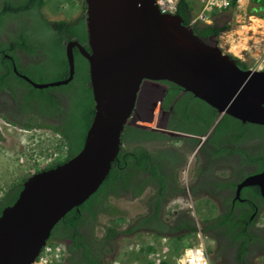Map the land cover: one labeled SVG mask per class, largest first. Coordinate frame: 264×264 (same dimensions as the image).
<instances>
[{
  "label": "water",
  "instance_id": "95a60500",
  "mask_svg": "<svg viewBox=\"0 0 264 264\" xmlns=\"http://www.w3.org/2000/svg\"><path fill=\"white\" fill-rule=\"evenodd\" d=\"M157 1L83 0L89 51L70 41L68 77L29 81L39 89L68 83L75 46L87 60L94 113L79 152L27 176L16 200L0 212V264H33L54 225L96 191L120 150L142 84L172 82L219 117L264 125V68L239 67L219 36L200 37Z\"/></svg>",
  "mask_w": 264,
  "mask_h": 264
},
{
  "label": "flooded vegetation",
  "instance_id": "af4514ba",
  "mask_svg": "<svg viewBox=\"0 0 264 264\" xmlns=\"http://www.w3.org/2000/svg\"><path fill=\"white\" fill-rule=\"evenodd\" d=\"M9 1L10 5L7 0H0V42L5 43L25 35L28 42L39 45L51 36L45 23L71 21L84 13L83 9L74 18L53 19L44 12L46 0H43L44 4L39 9L35 7L34 0ZM11 5H23L27 9L18 12L10 9L6 15L5 10ZM221 15L225 17L226 12H219L218 17ZM70 41L76 40L65 42L64 52ZM80 46L85 49L84 45ZM73 49L80 54L74 46L71 47L72 55ZM237 59L245 62L244 59ZM49 65L56 64L40 46L31 51H25L19 46L0 48V127L4 125L26 132L56 134L47 125L58 126L61 123L69 106V96L74 93L75 88L67 92L49 91L47 94L53 95L59 103V107L49 108L47 103L31 91L30 86L34 87L29 81H34L19 70L33 73L39 66L47 68ZM151 83L153 84L148 85L159 89L160 96L163 90L154 123L143 124L139 121L140 113H133L131 123L127 125L168 135L169 138L163 140L161 146L188 148L184 151L185 160L177 175L178 184L184 192L171 198L164 209L166 212L172 200L181 198L187 202V207L181 209L186 217L181 219L176 214V209L171 210L169 218L164 217L163 209L159 206L158 219L152 222L158 227L166 228L172 237L178 234H200L205 237L208 242L204 250L213 264H264V130L260 128L264 125L238 119L240 124L230 122L215 132V126L223 116H215L207 127L210 116L201 115L192 106H188L189 109L182 104L174 107L176 99L186 91L181 89L168 103V84L164 81ZM41 122L47 125H39ZM238 134L246 138L237 141L234 137ZM171 158L174 159L175 156L171 155ZM181 169L185 176L180 179ZM260 174L263 177L258 178ZM167 179L166 183L171 191L172 177ZM148 194L149 189H146L140 197L149 198ZM201 196L209 203V210L205 209L207 212H201L202 209L197 212V202ZM147 206L153 210L156 200L150 201ZM191 221L196 227L195 232L190 231Z\"/></svg>",
  "mask_w": 264,
  "mask_h": 264
},
{
  "label": "trees",
  "instance_id": "16d2710c",
  "mask_svg": "<svg viewBox=\"0 0 264 264\" xmlns=\"http://www.w3.org/2000/svg\"><path fill=\"white\" fill-rule=\"evenodd\" d=\"M7 2L10 5V1L7 0ZM34 2L35 7L38 9L44 4L43 0H34ZM192 2L193 0H178L177 2L175 12L180 15L184 24H189L197 14L194 8L195 3L192 4ZM82 4V9H84L83 0ZM8 7L5 10L6 15L9 14L10 9L16 12L27 9L23 5ZM227 10L229 9H223L222 11L227 13ZM247 12L264 20V0H249ZM218 13L216 11L210 13L212 21L208 24L199 20L193 21L191 23L193 31L202 38H208L211 35L219 36L228 30L229 23L226 19L221 24L215 19ZM45 25L51 32V36L39 45L28 42L25 35H22L19 39L10 40L8 43L0 42V48L8 49L19 46L25 51H31L40 46L50 54L56 64L55 66L49 65L47 68L39 66L33 73L26 72L18 67L19 70L25 72L37 83L47 82L43 78L48 75L52 76L49 81L62 80L68 76V64L64 52L65 42L76 40L89 51L84 13L81 17L71 21L60 20L51 24L45 23ZM73 51V74L68 83L42 89L30 86L31 91L36 93L37 97L43 100L45 104L47 103L49 108L59 107L57 99L53 95L47 94L49 91L67 92L75 88L74 93L69 96V106L61 123L58 126L47 125L42 122V124H39L52 127L53 131L59 136L63 146V157L57 158L53 163L35 172L54 167L77 154L82 148L86 131L92 120L94 103L89 85L87 60L75 49ZM230 57L236 60L239 67L248 68L245 62L232 55ZM164 82L168 84L166 98L167 102L170 103L182 88L172 82ZM144 95L145 90L140 87L137 100L146 101ZM159 95L160 90L158 89L155 97H152L156 100V102H152L153 105L157 103ZM153 99L152 101H154ZM178 104L186 107L192 106L201 115L210 116L206 123L207 127L217 116L214 108L196 98L190 92L182 94L173 105L176 107ZM144 115H147V113H144ZM142 116L143 114L140 113V120H137L142 122ZM198 120H200V116H198ZM230 122L241 123L232 116L223 115L214 131H218ZM260 128L264 130V127L261 126ZM258 134L260 133L258 132ZM167 138H169L168 135L160 132L148 131L131 125L124 126L120 136V150L111 162L110 169L102 183L86 200L70 209L50 232L47 243L59 242L64 246V256L61 264H107V258L114 251L116 240L122 235L129 236L138 232H148L160 237L173 236L168 234L169 231L166 228L156 226L152 220L158 219L159 206L163 209V216L166 217L164 209L168 201L184 192L178 184L177 175L185 160L184 151L188 148L186 146H178V148L161 146L160 143ZM245 138L242 134L234 137L237 141ZM171 155H174L175 158L172 159ZM169 176L172 177L174 182H170L171 191H169L170 188L166 183ZM26 178L22 177L20 180L13 181L2 191L0 195V212L16 200ZM146 189H149V198L141 200L144 211L129 218L125 225L121 226L119 222L125 221V212L116 202L121 199L130 201L140 198ZM147 200H149L148 203L156 200V206L153 210L147 206ZM176 212L177 215L182 217L181 219L186 217L183 210L176 209ZM101 217H108L109 223L100 224ZM191 224L190 231L195 232L196 227L193 221H191ZM183 236L185 234H178L175 235V238L180 239ZM158 264L172 263L168 260H161Z\"/></svg>",
  "mask_w": 264,
  "mask_h": 264
},
{
  "label": "rangeland",
  "instance_id": "374dc122",
  "mask_svg": "<svg viewBox=\"0 0 264 264\" xmlns=\"http://www.w3.org/2000/svg\"><path fill=\"white\" fill-rule=\"evenodd\" d=\"M194 3V8L198 13L201 10L199 0H193L192 4ZM82 6V0H46L44 12H46V14L48 13L47 15L53 19H71L81 13L83 10ZM245 9H229L225 17H223L224 14L221 15L220 18L215 16L218 22L223 23L226 19L227 23H229V29L219 35L218 43L224 51L228 53L231 52L229 54L236 58L241 55L242 50L236 54L232 53L229 48L230 39H233L235 42L240 39L241 43H245L242 45V48L245 46V48L248 49L251 43L254 42L256 44L259 42L260 48H264V39H260V34L259 36L254 34L253 37L249 39L248 31L242 30V27L244 25L246 26L248 23V13ZM217 12L225 11L220 10ZM241 57L245 60L249 68L255 65V61L247 51H243V56ZM51 78L52 76L48 75L43 79L48 82ZM142 87L145 90L144 98L146 101L137 100L134 113L139 114L142 112L143 124H153L157 114L160 95L157 103L153 105L156 100L152 97H155V93L158 89L148 84H142L141 88ZM152 99L154 101H152ZM144 113H147V115H144ZM62 157L63 146L58 135L42 131L38 133L26 132L2 125L0 127V195L13 181L20 180L22 177H27L36 170L48 166L57 158ZM182 170L183 169L179 171L180 179L185 176V172L183 173ZM141 200L142 197L130 201L121 199L116 202L125 212V221L119 222L121 226L125 225L129 218L144 211ZM186 203L187 202L181 198L172 200L167 206L165 216L169 217L173 209L180 210L187 207ZM208 204L206 198L201 196L197 202V212L198 209H202L201 212L208 211ZM193 208H195V204L192 205V211ZM201 215H205V213H201ZM99 222L100 224L109 223V219L108 217H101ZM207 242V239L200 234L185 235L180 239L175 237L154 236L148 232H139L129 236L122 235L116 240L114 251L107 258V264H114L115 262L117 264H155L158 260H168L172 264H177V260H182L178 264H183L185 249H202L207 246ZM58 244L59 242L46 244L47 247H57L59 249V252H57L58 256L45 255L46 264H61L64 250ZM39 258L40 257H38V259ZM208 262L213 264L209 259Z\"/></svg>",
  "mask_w": 264,
  "mask_h": 264
},
{
  "label": "built area",
  "instance_id": "2783aa9c",
  "mask_svg": "<svg viewBox=\"0 0 264 264\" xmlns=\"http://www.w3.org/2000/svg\"><path fill=\"white\" fill-rule=\"evenodd\" d=\"M157 2H158L159 9L162 12H175L178 0H158ZM199 4H200L201 10L195 15V17L190 21V23H193V21L195 20H199L205 23L210 22V18H211L210 13L213 11H219L223 9L236 10V9H241V8L242 9L248 8L249 0H199ZM245 11H247V9H245ZM245 11H244V14H245ZM249 18L250 17L247 16L248 23H249ZM248 33H249V39H251L254 34H256V36H259L258 32L253 33L252 30H249ZM260 35H261L260 39L263 40L264 36L262 34ZM244 49L245 50L241 51V55L238 56V58L243 59L241 57L243 56V51H247V53H250V56L255 61L254 62L255 65L252 68L263 69L264 68V55H263L264 48H260L259 42L257 44L255 42L251 43L248 49L247 48H244ZM58 245L61 246L62 249L64 250V246L62 243H59ZM57 252H59V249L57 247L50 248L45 245L38 255V257L40 258L38 259L37 257L33 264H46L45 255L49 254L51 256L52 255L58 256ZM208 259L209 258L207 257V254L205 253L204 248L202 249L187 248L184 251L182 263L183 264H210L208 262ZM180 261L182 260H177L176 263L178 264L180 263ZM159 262L160 261L158 260L155 262V264H158ZM114 264H117V263L115 262Z\"/></svg>",
  "mask_w": 264,
  "mask_h": 264
},
{
  "label": "bare ground",
  "instance_id": "6f19581e",
  "mask_svg": "<svg viewBox=\"0 0 264 264\" xmlns=\"http://www.w3.org/2000/svg\"><path fill=\"white\" fill-rule=\"evenodd\" d=\"M247 16L250 17L249 18V24H247L246 26L244 25L242 27V30L243 29L246 30V31L252 30L253 33H257L258 32L259 34H262L264 36V20L259 18V17H257V15L255 16V15L249 14V13H248ZM211 21H212V19L210 18V22H208V23H211ZM241 35H242V33H241ZM229 41H230V47L229 48L231 49L232 53H235V54L239 53L241 50H243L245 48V46L242 48V45H244L245 43L244 44L241 43L240 39H239V41H236V42L233 39H230Z\"/></svg>",
  "mask_w": 264,
  "mask_h": 264
},
{
  "label": "clouds",
  "instance_id": "9594fccd",
  "mask_svg": "<svg viewBox=\"0 0 264 264\" xmlns=\"http://www.w3.org/2000/svg\"><path fill=\"white\" fill-rule=\"evenodd\" d=\"M227 31V30H226ZM249 68V67H248Z\"/></svg>",
  "mask_w": 264,
  "mask_h": 264
}]
</instances>
